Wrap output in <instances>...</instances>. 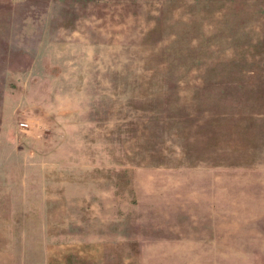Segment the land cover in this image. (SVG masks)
<instances>
[{"label": "rangeland", "instance_id": "rangeland-1", "mask_svg": "<svg viewBox=\"0 0 264 264\" xmlns=\"http://www.w3.org/2000/svg\"><path fill=\"white\" fill-rule=\"evenodd\" d=\"M10 264H264V0H0Z\"/></svg>", "mask_w": 264, "mask_h": 264}, {"label": "crops", "instance_id": "crops-1", "mask_svg": "<svg viewBox=\"0 0 264 264\" xmlns=\"http://www.w3.org/2000/svg\"><path fill=\"white\" fill-rule=\"evenodd\" d=\"M9 253L5 250H0V264H10Z\"/></svg>", "mask_w": 264, "mask_h": 264}]
</instances>
